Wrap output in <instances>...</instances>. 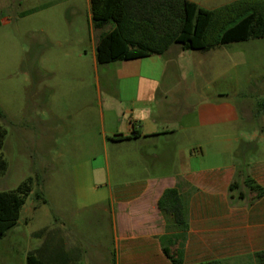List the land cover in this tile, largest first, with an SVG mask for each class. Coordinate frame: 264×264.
I'll list each match as a JSON object with an SVG mask.
<instances>
[{
    "label": "rangeland",
    "instance_id": "rangeland-1",
    "mask_svg": "<svg viewBox=\"0 0 264 264\" xmlns=\"http://www.w3.org/2000/svg\"><path fill=\"white\" fill-rule=\"evenodd\" d=\"M192 1L214 9L235 0ZM43 3L52 6L43 10ZM21 10L17 17L2 13L0 0V125L7 131L0 190L15 189L29 177L33 190L18 222L0 238V264H26L29 252L62 222L68 243L85 250L82 264H113V193L127 182L128 166L154 162L131 158L137 148L104 138L117 128L109 112L131 98L118 74L122 62L95 64L102 29L92 25L90 0H22ZM160 57L161 79L174 88L178 105H245L247 115L240 111V118H251L264 136V38L209 50L174 43ZM100 108L108 115L104 123ZM246 123L229 133L250 130L252 122ZM169 160L155 164L171 171Z\"/></svg>",
    "mask_w": 264,
    "mask_h": 264
},
{
    "label": "crops",
    "instance_id": "crops-1",
    "mask_svg": "<svg viewBox=\"0 0 264 264\" xmlns=\"http://www.w3.org/2000/svg\"><path fill=\"white\" fill-rule=\"evenodd\" d=\"M21 8L22 0H2V13L17 17L24 13ZM160 58L121 61L118 74L131 98L109 118L99 111L101 122L114 117L117 125L105 140L137 148L131 158L154 159L151 165L128 166L127 182L113 193L115 245L108 258L113 264H256L255 253L264 250V136L251 118H240V111L247 115L245 105H178L174 88L161 79ZM247 121L250 130L229 133ZM168 159L171 171L158 165ZM169 188L179 191L183 225L159 206ZM48 233L44 255L49 264H82L85 250L68 243L65 223ZM92 262L86 264H98Z\"/></svg>",
    "mask_w": 264,
    "mask_h": 264
},
{
    "label": "trees",
    "instance_id": "trees-1",
    "mask_svg": "<svg viewBox=\"0 0 264 264\" xmlns=\"http://www.w3.org/2000/svg\"><path fill=\"white\" fill-rule=\"evenodd\" d=\"M90 9L92 25L102 29L96 42L100 64L163 55L174 43H180L184 49L209 50L222 44L264 38V0H235L214 9L192 0H90ZM109 24L113 26L105 30ZM6 135V129L0 125V151ZM6 168L7 161L0 152V175ZM32 190L31 177L15 189L0 190V238L18 222ZM37 198L46 202L40 193ZM159 206L171 212L178 224L185 223L177 189H167ZM44 253L45 244L29 252L26 264H49ZM255 259L256 264H264V250L256 252ZM193 264L220 262L204 260Z\"/></svg>",
    "mask_w": 264,
    "mask_h": 264
}]
</instances>
